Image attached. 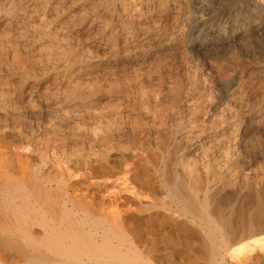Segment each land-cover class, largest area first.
<instances>
[{"label": "rangeland", "instance_id": "1", "mask_svg": "<svg viewBox=\"0 0 264 264\" xmlns=\"http://www.w3.org/2000/svg\"><path fill=\"white\" fill-rule=\"evenodd\" d=\"M242 1L195 17L200 3L188 0L129 1L137 12L111 0H0V198L41 199L46 187L58 201L69 175L85 191L94 173L136 161L167 203L155 147L173 135L179 161L230 178L221 132L264 112V15ZM185 229L191 245L162 255L206 264L201 236Z\"/></svg>", "mask_w": 264, "mask_h": 264}, {"label": "bare ground", "instance_id": "2", "mask_svg": "<svg viewBox=\"0 0 264 264\" xmlns=\"http://www.w3.org/2000/svg\"><path fill=\"white\" fill-rule=\"evenodd\" d=\"M111 1L138 11L139 2L129 4L135 0ZM188 1L200 3L193 16L205 17L217 0ZM242 2L264 15V0ZM221 133L233 172L216 183L178 160L182 145L174 135L156 142L155 171L167 203L157 200V188L136 161L125 162L119 174L94 173L85 191L71 187L79 175H69L60 182L65 198L58 201L46 187L41 199L17 193L0 198V264L10 258L18 264H196L162 255L170 246L181 251L191 245L188 227L202 238L206 264H264V112L259 108ZM122 194L130 200L121 201Z\"/></svg>", "mask_w": 264, "mask_h": 264}]
</instances>
